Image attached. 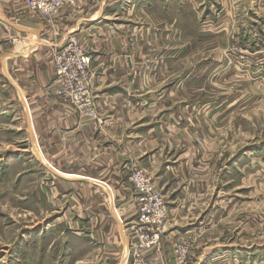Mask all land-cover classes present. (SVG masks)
Returning a JSON list of instances; mask_svg holds the SVG:
<instances>
[{
    "label": "rangeland",
    "instance_id": "rangeland-1",
    "mask_svg": "<svg viewBox=\"0 0 264 264\" xmlns=\"http://www.w3.org/2000/svg\"><path fill=\"white\" fill-rule=\"evenodd\" d=\"M135 4L161 21L146 44L151 69L142 78L154 92L147 102L172 104L177 132L172 126L171 134L148 135L150 153H157L151 165L123 164L128 197L87 177L71 181L44 161L17 92L0 73V264H96L91 259L104 238L99 227L115 230L109 238L123 245L125 264H157L147 256L153 250L131 249L139 242V205L129 178L138 169L165 199L168 224L161 242L166 235L173 264L177 243L186 249L178 264L215 254L220 256L213 264H264V0ZM66 43L55 46L54 74L56 52ZM76 111L98 118L95 94L93 114ZM89 209H97L95 217ZM90 220L97 235L87 227ZM176 224L195 230H172Z\"/></svg>",
    "mask_w": 264,
    "mask_h": 264
},
{
    "label": "crops",
    "instance_id": "crops-1",
    "mask_svg": "<svg viewBox=\"0 0 264 264\" xmlns=\"http://www.w3.org/2000/svg\"><path fill=\"white\" fill-rule=\"evenodd\" d=\"M141 5L135 0H66L59 15L48 21L30 13L27 0H0V73L17 92L29 134L34 136L44 161L71 181L87 177L95 185L117 187L125 197L128 181L124 179L123 164L146 160L151 165L157 153H150L153 147H149L148 135L171 134L172 126L177 132L176 123L172 125V104L167 107L154 99L147 102L154 92L145 89L142 78L151 69L145 64L146 44L156 36L161 21L155 23L144 16L146 9ZM167 26L171 28L173 23ZM70 34L85 45L91 56L96 119L80 116L55 94L52 54ZM88 211L95 217L97 209ZM87 227L97 235V226L91 220ZM171 228L195 230L191 224ZM100 229L104 238L95 247L97 252L91 261L125 264L123 245L109 238L115 230ZM165 241L147 254L157 258V264H173L172 247ZM208 256L198 264H213L220 255Z\"/></svg>",
    "mask_w": 264,
    "mask_h": 264
},
{
    "label": "built area",
    "instance_id": "built-area-1",
    "mask_svg": "<svg viewBox=\"0 0 264 264\" xmlns=\"http://www.w3.org/2000/svg\"><path fill=\"white\" fill-rule=\"evenodd\" d=\"M66 0H27L30 13L45 20L55 19ZM67 43L56 52L57 67L54 74L55 94L75 110L93 114V79L90 71L91 56L81 46L74 35H69ZM130 182L138 192V228L136 234L139 242L132 243V250L150 252L159 247L165 233L167 205L155 183L141 169L135 170ZM176 264L186 259V249L182 243L173 245ZM155 259V258H154Z\"/></svg>",
    "mask_w": 264,
    "mask_h": 264
}]
</instances>
